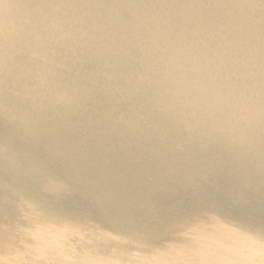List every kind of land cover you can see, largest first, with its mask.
<instances>
[{"label":"bare ground","instance_id":"6f19581e","mask_svg":"<svg viewBox=\"0 0 264 264\" xmlns=\"http://www.w3.org/2000/svg\"><path fill=\"white\" fill-rule=\"evenodd\" d=\"M204 213L264 235V0H0V264L190 263Z\"/></svg>","mask_w":264,"mask_h":264},{"label":"rangeland","instance_id":"374dc122","mask_svg":"<svg viewBox=\"0 0 264 264\" xmlns=\"http://www.w3.org/2000/svg\"><path fill=\"white\" fill-rule=\"evenodd\" d=\"M200 218L192 217L189 229L178 227L176 233L167 230L172 240L183 241L178 250L193 259L180 264H264V235H249L211 214Z\"/></svg>","mask_w":264,"mask_h":264}]
</instances>
